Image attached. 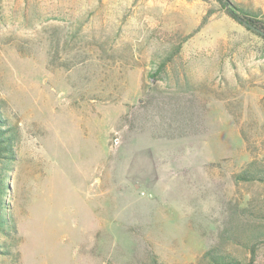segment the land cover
Segmentation results:
<instances>
[{
  "label": "rangeland",
  "instance_id": "obj_1",
  "mask_svg": "<svg viewBox=\"0 0 264 264\" xmlns=\"http://www.w3.org/2000/svg\"><path fill=\"white\" fill-rule=\"evenodd\" d=\"M0 110V264H264V37L219 0H0Z\"/></svg>",
  "mask_w": 264,
  "mask_h": 264
},
{
  "label": "trees",
  "instance_id": "obj_2",
  "mask_svg": "<svg viewBox=\"0 0 264 264\" xmlns=\"http://www.w3.org/2000/svg\"><path fill=\"white\" fill-rule=\"evenodd\" d=\"M219 1L230 16L244 24L245 22H248L249 24L264 32V22L259 20L254 14L244 10L243 8L235 6L229 0ZM247 27L250 28L249 26ZM257 33L264 37V34L259 32ZM9 125L10 124L4 118L2 110H0V232L11 236L12 234L14 235L17 233V228L9 212V204L6 202V198L10 195V187L8 184V178H10V174L8 172V165L9 163H13V160L15 159L13 153L15 139L14 134L12 133L13 130H9ZM243 177L246 181H264V171L261 170L260 167H258L255 163H252ZM0 247L5 249L3 252L5 255H9L11 252H13L11 245L6 243L0 244ZM206 258H208L209 264H246L229 254L219 252L217 253L215 250L209 251L206 255ZM156 264L163 263L156 261ZM248 264L254 263L250 262Z\"/></svg>",
  "mask_w": 264,
  "mask_h": 264
},
{
  "label": "water",
  "instance_id": "obj_3",
  "mask_svg": "<svg viewBox=\"0 0 264 264\" xmlns=\"http://www.w3.org/2000/svg\"><path fill=\"white\" fill-rule=\"evenodd\" d=\"M245 24H246L247 26H249L251 29H253V30H255V31L259 32V33L264 34V32H263L262 30L256 28L255 26L249 24L248 22H245Z\"/></svg>",
  "mask_w": 264,
  "mask_h": 264
}]
</instances>
